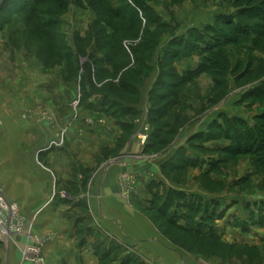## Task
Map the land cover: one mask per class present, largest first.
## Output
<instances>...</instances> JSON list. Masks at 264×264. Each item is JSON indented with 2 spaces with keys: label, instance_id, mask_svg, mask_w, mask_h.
Returning <instances> with one entry per match:
<instances>
[{
  "label": "rangeland",
  "instance_id": "1",
  "mask_svg": "<svg viewBox=\"0 0 264 264\" xmlns=\"http://www.w3.org/2000/svg\"><path fill=\"white\" fill-rule=\"evenodd\" d=\"M34 1L0 0V264H264V0Z\"/></svg>",
  "mask_w": 264,
  "mask_h": 264
},
{
  "label": "crops",
  "instance_id": "2",
  "mask_svg": "<svg viewBox=\"0 0 264 264\" xmlns=\"http://www.w3.org/2000/svg\"><path fill=\"white\" fill-rule=\"evenodd\" d=\"M117 180L118 175L109 177L108 174H104L101 179L97 180L96 188L91 193L92 205L95 206L94 211L99 212L102 224L115 234L123 235L126 241H140L145 232L142 221L137 224L135 221L139 219L138 216L128 211V207L125 208V202L120 199ZM67 241L68 239L61 238V242L56 244L57 248H68Z\"/></svg>",
  "mask_w": 264,
  "mask_h": 264
},
{
  "label": "built area",
  "instance_id": "3",
  "mask_svg": "<svg viewBox=\"0 0 264 264\" xmlns=\"http://www.w3.org/2000/svg\"><path fill=\"white\" fill-rule=\"evenodd\" d=\"M15 210H18V207L6 199L0 188V237L10 238L11 235L20 233L16 230L19 225L22 227V223H19L20 220L17 217L20 215L17 216Z\"/></svg>",
  "mask_w": 264,
  "mask_h": 264
},
{
  "label": "trees",
  "instance_id": "4",
  "mask_svg": "<svg viewBox=\"0 0 264 264\" xmlns=\"http://www.w3.org/2000/svg\"><path fill=\"white\" fill-rule=\"evenodd\" d=\"M11 0H9V2H10ZM41 0H35L34 1V3H38V2H40ZM8 2V1H7ZM27 1H25V2H17L16 3V6H19V7H21V6H23V4H25ZM2 9L0 10V13L2 12V11H4V9H9V7L6 5V7L5 8H3V6L1 7ZM115 15L116 14H118V13H114ZM123 264H130V261H125Z\"/></svg>",
  "mask_w": 264,
  "mask_h": 264
},
{
  "label": "bare ground",
  "instance_id": "5",
  "mask_svg": "<svg viewBox=\"0 0 264 264\" xmlns=\"http://www.w3.org/2000/svg\"><path fill=\"white\" fill-rule=\"evenodd\" d=\"M16 212H17V210H15ZM19 227H20V225H19ZM18 228V227H17ZM18 230H20V228L18 229ZM33 252V251H32ZM32 252H30L29 250H27V252H26V257H30V256H32V255H34V253H32ZM36 252V251H35Z\"/></svg>",
  "mask_w": 264,
  "mask_h": 264
}]
</instances>
